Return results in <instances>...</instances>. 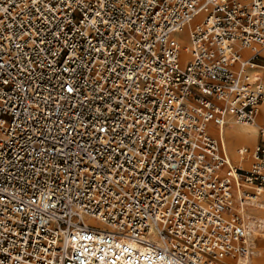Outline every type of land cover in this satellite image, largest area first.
<instances>
[{
    "label": "built area",
    "instance_id": "2783aa9c",
    "mask_svg": "<svg viewBox=\"0 0 264 264\" xmlns=\"http://www.w3.org/2000/svg\"><path fill=\"white\" fill-rule=\"evenodd\" d=\"M263 49L264 0H0V264H249Z\"/></svg>",
    "mask_w": 264,
    "mask_h": 264
},
{
    "label": "bare ground",
    "instance_id": "6f19581e",
    "mask_svg": "<svg viewBox=\"0 0 264 264\" xmlns=\"http://www.w3.org/2000/svg\"><path fill=\"white\" fill-rule=\"evenodd\" d=\"M200 18H201V12L198 13V15H196L195 19H193L192 21L185 24L183 31H182L184 38L179 39V43L181 44V46H187L188 47V39H189L190 29L194 24L199 22ZM261 54L264 55V50L261 51ZM186 56H188L187 60H189L191 58V52L185 48H181V50L179 51V58H178V64L180 67H183L185 65V63L187 61L185 59ZM258 68L264 70V66H259ZM260 75L262 78H264V76L261 73H260ZM230 117L231 116L227 115L225 117V121H227ZM257 117L259 118V120L261 122L264 123V102L259 105L258 114H257L256 118ZM231 120H232V118H231ZM232 121H230L229 124H227V125L225 123V125L223 126L222 135H221L222 142L226 146L229 147L230 152L232 153L233 160L237 161V159H238L237 162H234L227 155L230 163L233 166H238L241 168H248L252 162V158L250 156L241 157L237 152V149H238L237 147H239V146L244 147V145L253 144L256 140V127L258 128V127H263V126H258L260 124L256 123V119H255V125L256 126L255 125L245 126V125L236 123L234 120H232ZM230 124L232 125L231 128L229 127ZM210 130L214 135H217L216 131H213L214 127H211ZM226 146H225V150L227 151ZM235 149H236L237 159L235 158V155L233 153V151ZM246 158L250 159V164L248 167H244L245 164L241 163ZM249 208L256 209V208L251 207V206L245 207L244 212L248 217H256V218L264 220V210L263 209H256V210H259L260 213H252V212L248 211ZM262 235H264V232H256L255 236L253 237L252 251H251V255H250L249 260H248L249 264H264V240L259 242L257 248L255 249V254L252 256L253 251H254L255 239L259 236H262ZM141 251L143 252L144 256H150L148 249L142 250V248H141ZM251 256H252V258H251Z\"/></svg>",
    "mask_w": 264,
    "mask_h": 264
},
{
    "label": "crops",
    "instance_id": "0c3cea01",
    "mask_svg": "<svg viewBox=\"0 0 264 264\" xmlns=\"http://www.w3.org/2000/svg\"><path fill=\"white\" fill-rule=\"evenodd\" d=\"M264 50V49H263ZM244 52H246V51H244ZM264 56V55H263ZM257 70L264 76V74H263V72L259 69V68H257ZM230 116V115H229ZM227 121H232L231 120V117L227 120ZM226 121V122H227ZM233 122V121H232ZM258 126H263V125H258ZM211 127H214V130L213 131H216V128H215V126L213 125V124H210V129H211ZM264 127V126H263ZM211 131V130H210ZM217 133V132H216ZM258 139H259V137H258V134H257V127H256V140H255V142L253 143V144H251V145H244V146H247V147H253L257 142H258ZM239 147H241V146H239ZM239 147H237V148H239ZM236 148V149H237ZM236 149L233 151V153H234V155H235V158L237 159V155H236ZM226 153H227V155L233 160V158H232V153L231 152H229V151H226ZM234 162H237L238 161V159H237V161L236 160H233ZM242 164L244 163L245 164V166L244 167H248L249 166V164H250V159H248V158H246L244 161H242L241 162ZM250 209V210H249ZM248 209V211H250L251 212V210H252V213H260L259 211L258 212H254L256 209H253V208H249Z\"/></svg>",
    "mask_w": 264,
    "mask_h": 264
},
{
    "label": "rangeland",
    "instance_id": "374dc122",
    "mask_svg": "<svg viewBox=\"0 0 264 264\" xmlns=\"http://www.w3.org/2000/svg\"><path fill=\"white\" fill-rule=\"evenodd\" d=\"M199 20V19H198ZM181 38H184V36H183V34H182V37ZM187 57L188 56H186L185 57V59L187 60ZM262 72H263V74H264V70H262V69H260ZM229 122L230 121H227L226 122V125L227 124H229ZM256 123H258V124H260V125H263L264 126V123L263 122H261L260 120H259V118L257 117L256 118ZM231 124L229 125V127L231 128ZM256 126V125H255ZM212 133V132H211ZM213 134V133H212ZM214 135V134H213ZM223 145H224V147L226 146L224 143H223ZM226 149H227V151H229L230 152V149H229V147L228 146H226ZM259 210H255L254 212H258ZM251 212H252V210H251ZM88 222H92L91 220H89ZM96 225H99L98 223H96ZM264 240V235H262V236H259V237H257L256 239H255V243H254V251H253V254H252V256L255 254V249L257 248V246H258V244H259V242L260 241H263ZM252 256H251V258H252Z\"/></svg>",
    "mask_w": 264,
    "mask_h": 264
}]
</instances>
